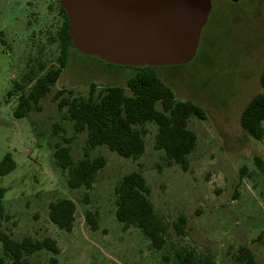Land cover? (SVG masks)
I'll return each mask as SVG.
<instances>
[{"label": "rangeland", "instance_id": "1", "mask_svg": "<svg viewBox=\"0 0 264 264\" xmlns=\"http://www.w3.org/2000/svg\"><path fill=\"white\" fill-rule=\"evenodd\" d=\"M210 3L194 57L156 68L176 99L197 103L205 111L203 120L188 119L196 135L188 169L166 164L163 152L153 147L156 126L149 122L139 157H122L96 146L89 156L103 155L105 165L89 189H69L52 151L66 138L72 157H82L85 133L73 132L65 108L52 99L54 92L63 89L62 95L69 96L71 90V96L86 97L93 82L94 93L117 85L130 94L125 81L134 69L108 65L69 48L65 67L39 100L40 109L15 118L12 110L20 92L36 75L57 65L60 18L54 0H0V159L9 153L15 163L13 170L0 175V202L7 215L1 228L11 238H53L59 248L56 264H175L172 252L180 248L209 252L216 264H238L234 254L240 245L248 246L257 264H264V170L253 159L264 161V134L253 139L238 123L240 111L260 90L264 0ZM133 170L145 178L154 212L166 224L160 249L152 248L137 227H124L114 217V186ZM60 197L75 203L69 232L47 217L48 202ZM86 209L96 214V230L85 222ZM178 215L185 217L182 235L172 228ZM49 256L46 250L35 251L26 256L27 264L45 263ZM5 262L10 264L6 257Z\"/></svg>", "mask_w": 264, "mask_h": 264}, {"label": "trees", "instance_id": "2", "mask_svg": "<svg viewBox=\"0 0 264 264\" xmlns=\"http://www.w3.org/2000/svg\"><path fill=\"white\" fill-rule=\"evenodd\" d=\"M61 11L64 21L57 33L60 51L57 65H51L36 75L26 91L20 92L12 110L15 118L25 116L31 109H40V98L50 90L66 65L67 50L74 49L67 32L65 11ZM131 68L134 73L125 81L130 94L117 85H106L94 93L93 82L89 83L86 97L71 96V90H68L69 96L62 95L63 89L54 92L52 99L56 100L58 108H65L64 115L71 122L73 132L85 133L82 157H72L67 144L69 139L66 138L64 143H55L52 151L54 165L64 175L69 189H89L96 173L105 165L103 155L89 156L90 149L96 146L104 145L122 157H139L144 151V126L149 122L156 126L153 147L163 152L166 164L174 163L182 171L188 169V154L196 144V135L187 126L188 119H205L204 109L197 103L176 99L171 88L156 75L157 67L143 65ZM258 83L260 90L247 101L238 116L241 129L256 140L264 134V67L258 75ZM253 159L256 167L264 170V161L258 157ZM14 168L12 157L5 153L0 159V175ZM149 193L150 188L139 171L123 174L114 186V217L124 227H137L152 248L160 249L165 242L167 228L155 214ZM2 195L3 188L0 187V200ZM82 199L87 202L86 193ZM74 216L75 203L70 198L60 197L47 204V217L58 229L71 231ZM4 217L7 215L3 216L0 202V248L3 254L0 255V264H6L5 257L10 264H27L26 256L38 250L50 253L48 260L42 264L57 263L59 248L53 238L33 239L24 235L18 240L13 239L1 228ZM84 219L91 230L97 229L95 212L86 209ZM184 227L185 217L178 215L172 221V228L176 234L182 235ZM172 256L175 264H216L209 252L196 254L193 250L180 248L173 250ZM234 259L238 264H257L246 245L237 247Z\"/></svg>", "mask_w": 264, "mask_h": 264}, {"label": "water", "instance_id": "3", "mask_svg": "<svg viewBox=\"0 0 264 264\" xmlns=\"http://www.w3.org/2000/svg\"><path fill=\"white\" fill-rule=\"evenodd\" d=\"M73 48L122 66L189 62L210 0H59Z\"/></svg>", "mask_w": 264, "mask_h": 264}, {"label": "flooded vegetation", "instance_id": "4", "mask_svg": "<svg viewBox=\"0 0 264 264\" xmlns=\"http://www.w3.org/2000/svg\"><path fill=\"white\" fill-rule=\"evenodd\" d=\"M54 1H55V12H56L57 16L60 18V24L57 28V33H59L62 29L64 18H63V13L61 11L62 7L59 5V0H54ZM229 1L236 2L237 0H229ZM207 18H208V16H207ZM205 24H206V22H205ZM204 25H203V27H204ZM202 28H201V30H202ZM200 33H201V31H200ZM199 38H200V36H199Z\"/></svg>", "mask_w": 264, "mask_h": 264}]
</instances>
